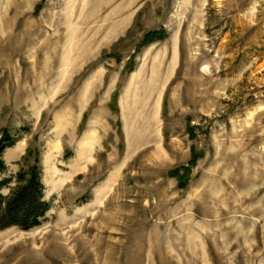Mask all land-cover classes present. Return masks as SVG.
<instances>
[{"label":"rangeland","instance_id":"rangeland-1","mask_svg":"<svg viewBox=\"0 0 264 264\" xmlns=\"http://www.w3.org/2000/svg\"><path fill=\"white\" fill-rule=\"evenodd\" d=\"M0 264H264V0H0Z\"/></svg>","mask_w":264,"mask_h":264},{"label":"trees","instance_id":"trees-1","mask_svg":"<svg viewBox=\"0 0 264 264\" xmlns=\"http://www.w3.org/2000/svg\"><path fill=\"white\" fill-rule=\"evenodd\" d=\"M14 140L7 131H3L0 139V174L7 169L2 152ZM13 178L14 185L6 195L2 193V188L7 182L0 180V229L15 226L28 230L38 226L49 210L48 203L43 199L40 154L33 146L26 148Z\"/></svg>","mask_w":264,"mask_h":264}]
</instances>
